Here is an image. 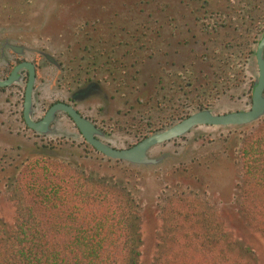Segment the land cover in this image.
<instances>
[{
  "label": "rangeland",
  "instance_id": "obj_1",
  "mask_svg": "<svg viewBox=\"0 0 264 264\" xmlns=\"http://www.w3.org/2000/svg\"><path fill=\"white\" fill-rule=\"evenodd\" d=\"M141 1L0 0V37L24 42L28 57L46 47L64 61L68 59L69 43H72L70 31L87 29L88 34L96 39L100 35L107 44L133 41L131 36L142 41H146V37L153 38L148 45L150 50L142 52L143 57L151 56L137 64V79L128 82L130 87L108 74H97L104 93L111 99L108 113L103 116L108 131L103 140L118 148L135 144L144 136H140L141 132L147 135L166 129L196 110L195 93L187 96L172 91L176 93L173 101L163 104L162 110L150 109L154 101L147 107L137 104V97L143 103L150 97L155 101L161 99L155 94L158 79L169 87L172 81L182 82V78L190 75L215 72L205 98L212 112L226 113L250 107L248 88L256 77L257 67L255 59L246 58V54L248 46H256L250 43L252 38L264 31V0ZM221 23L231 25L223 28L219 27ZM239 34L243 35L242 39L237 37ZM247 38L248 46L240 45ZM226 42L232 44L231 48L224 47ZM227 55L231 56L230 65L224 68L218 58ZM221 69L228 70L229 80L226 75L218 78L217 74L223 75ZM40 73L38 87L45 100L56 94L62 97L75 86L72 78H66L70 74L64 71V77L57 83L54 81L58 85L56 93V86H52L54 69ZM216 81L222 85L219 91L223 92L219 95L214 88ZM0 100L4 102L5 97ZM141 112L146 114L141 116ZM13 118L7 110L0 113V208L7 221L13 214L7 196L13 189L15 177L30 160L44 157L50 149L60 163L123 184L134 195L142 213L143 244L139 264H151L162 208L176 195L185 194L209 203L221 212L229 226L237 229L246 226L236 208V184L240 180L237 151L242 137L251 132L259 120L240 127H195L186 135L149 150V156H161L158 165L139 166L108 159L89 147L84 148L76 130L66 133L55 130L40 138L28 130L10 126ZM148 120L154 130L145 128ZM60 123L56 124L58 129L62 126ZM161 124L166 125L160 127ZM49 142L57 143L56 147L41 148L43 143ZM242 239L252 247L259 263L264 264V237L249 228Z\"/></svg>",
  "mask_w": 264,
  "mask_h": 264
},
{
  "label": "trees",
  "instance_id": "obj_2",
  "mask_svg": "<svg viewBox=\"0 0 264 264\" xmlns=\"http://www.w3.org/2000/svg\"><path fill=\"white\" fill-rule=\"evenodd\" d=\"M230 25L221 23L219 27ZM79 36L72 59L78 69L95 76L102 70L120 79L127 88L129 81L137 79V64L151 56L143 57L142 53L150 50L148 45L153 40L146 35V41L131 36L133 41L108 46L99 35L92 43L88 34ZM237 37L242 39L243 35ZM249 41L247 38L240 45L248 46ZM251 42L257 44V38L253 37ZM231 45L226 42L224 47ZM247 50L246 55L253 58L255 47L248 46ZM230 57L219 56L224 68L230 65ZM227 73L228 70L221 69L223 75L217 74L218 78ZM214 75L215 72L190 75L182 82L172 81L169 87L158 79L155 94L161 99L155 101L150 97L144 103L140 97L135 100L146 107L154 101L150 109L162 110L163 104L172 102L176 93H195V109H203L210 105L205 98ZM219 83L214 82L216 95L223 92L219 91ZM145 114L141 112V116ZM145 128L150 131L155 127L148 120ZM145 134L141 132L140 136ZM237 153L240 180L236 184V208L246 226H229L221 212L209 203L185 194L176 195L162 208L151 264H260L242 234L251 228L264 237V118L242 137ZM45 154L30 160L15 177L7 196L13 207L11 220L2 217L0 208V264H139L142 213L130 190L105 177L60 163L51 150Z\"/></svg>",
  "mask_w": 264,
  "mask_h": 264
},
{
  "label": "flooded vegetation",
  "instance_id": "obj_3",
  "mask_svg": "<svg viewBox=\"0 0 264 264\" xmlns=\"http://www.w3.org/2000/svg\"><path fill=\"white\" fill-rule=\"evenodd\" d=\"M69 33H72L70 40L72 41L73 44L69 43L70 52H68V55H67L68 59L66 61L59 59L58 56H56L52 51H50L46 47H42L41 49L35 50L34 55L28 57L27 56V51H28L27 46L24 44V42L12 40L11 37H9L11 40L7 38H2L1 36L0 37V81L7 80L9 76L13 73L16 66L22 63H29L34 72V82H33V87L31 91L32 105H31V113H30L32 120L35 122L42 120L43 117L47 114V112L50 110V108L53 105L57 103H64V104L72 106L82 117H85L87 120L93 123L97 129L101 130L102 135L97 136V138H99L104 143L109 144L103 140L105 135L108 134V131H106L107 122L105 121L103 116L104 114L108 113V103L110 102L111 99L108 96V94L104 93L105 92L104 87L102 83H100L101 79L97 77V74L101 73L102 70L96 73V76H95L93 72H88L87 70L86 71L79 70L77 67V63L72 62V59L74 57V46H75L74 44L76 43L77 39L80 38L79 34H82V33L88 34V31L87 29L86 30L83 29L81 31L79 30V32L70 31ZM258 34L259 35L255 37L257 38V44H258L259 39L264 35V31H259ZM88 36L91 39V43L95 42V39H93L94 35L88 34ZM105 43L107 44L106 41ZM109 44H112V43H109ZM257 44H255L256 45L255 50H256ZM46 55H49L52 60L47 58ZM251 57L252 56H247L246 58L250 59ZM253 58L255 59V63L257 67V70H256V77H257L258 65L256 62V57L254 56ZM50 68L52 70L54 69V74L52 76V79H53L52 86L53 87L56 86V90H55L56 93L58 92V85H55L54 81L56 80V83L59 82L61 78L64 77V71L70 74V77L69 78L66 77V78L69 80L72 78L75 81V86L72 87L70 91L67 90L65 95L62 97H60L59 94H56L57 95L56 97H52V98H49V100H45L41 96V91H39L38 78H39V75L41 74L40 73L41 71H43L44 69H50ZM17 75H18V78L14 80L13 82H11L10 84L0 85V99L3 96L5 97L4 102L0 100V113L3 112L4 110H7L12 114V116H14L10 126L17 127L19 128V130L23 128L25 132L28 130L30 131V133H32L33 136L40 137V138H43L47 135L55 133V130H57L59 133H66V132H71V129H73V130H76L80 138H82L81 144L84 145V148L89 147L92 151L108 159L125 162L127 164H132L124 160L110 158L104 155L103 153L99 152L98 150H96L93 145H91L89 142L86 141V139L80 132L79 128L76 126L75 122L73 121V119L65 111H58L55 113L53 120L49 123V126H48L49 130L45 133H40L30 128L24 119V104H25V98H26V92H27V84L29 82L30 69L25 68V67L21 68L18 70ZM254 82H255V79L250 83L249 88H248L249 98L251 100L250 107L252 103V92H253ZM92 83H96L98 85L96 92L90 93V95L88 96L87 95L83 96L81 93H78L80 89L85 88L87 85L92 84ZM93 101H96V102L93 103ZM97 104H99L98 107H96ZM250 107L248 109H250ZM206 108L210 109V106ZM206 108H203V109H206ZM198 110H201V109H197L195 111H198ZM237 111H241V110H237ZM230 112H234V111H230ZM190 114L185 115L182 119L186 118ZM217 114H223V113H217ZM60 122H62V126H59L61 128L58 129L56 124L57 123L61 124ZM201 126L210 127L213 125H201ZM237 126H242V125H237ZM196 127H199V126H196ZM150 134H147V135H150ZM147 135L143 136L140 140H142ZM74 138L73 140H76ZM169 141H166V142H169ZM166 142H163V143H166ZM56 145L57 143H54V142L43 143L41 145V148L48 147V148L53 149L56 147ZM111 146L117 149H124V148L115 147L113 145ZM129 147H126V148H129ZM149 157L159 159V161L154 164H147V165L140 164L139 166L158 165L160 161L162 160L161 156L159 157L149 156ZM132 165H138V164H132Z\"/></svg>",
  "mask_w": 264,
  "mask_h": 264
},
{
  "label": "water",
  "instance_id": "obj_4",
  "mask_svg": "<svg viewBox=\"0 0 264 264\" xmlns=\"http://www.w3.org/2000/svg\"><path fill=\"white\" fill-rule=\"evenodd\" d=\"M47 58L52 60L49 55ZM256 62L258 65V75L255 78L252 103L248 110L234 111L223 114H216L210 109H201L188 115L186 118L174 123L166 129L153 132L147 135L142 140L129 148L117 149L109 144L101 141L97 136H101V130L97 129L93 123L82 117L72 106L57 103L53 105L47 114L40 121H33L31 118V91L34 82V72L29 63H22L15 67L13 73L5 81H0V85H7L18 78L17 72L21 68H29V82L27 84V92L24 104V119L27 125L40 132H47L49 123L53 120L54 115L58 111H65L75 122L80 132L87 142L95 147L96 150L104 155L120 159L132 164H154L159 159L150 158L148 151L155 145L180 137L196 126L213 125V126H237L246 125L258 121L264 116V35L259 39L255 50ZM97 84L92 83L78 91L83 96H88L90 93L96 92Z\"/></svg>",
  "mask_w": 264,
  "mask_h": 264
}]
</instances>
